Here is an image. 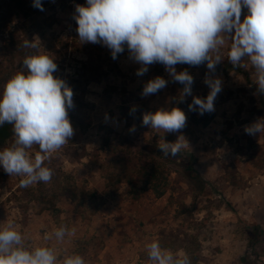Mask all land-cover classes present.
I'll use <instances>...</instances> for the list:
<instances>
[{
	"label": "rangeland",
	"instance_id": "1",
	"mask_svg": "<svg viewBox=\"0 0 264 264\" xmlns=\"http://www.w3.org/2000/svg\"><path fill=\"white\" fill-rule=\"evenodd\" d=\"M43 3L41 14L29 19L10 4L2 6L0 92L31 51L22 49V54L15 53V63L11 64V48L6 46L10 38L21 45L25 38L32 41L38 37L41 50L58 65L54 75L64 79L74 93V106L68 110L74 135L53 154L51 161L56 159L78 188L95 192L97 197L90 200L85 195L86 200L79 202L62 196L57 204L60 213L53 216L42 204L27 199V188L19 187L22 177L9 176L0 167V223L13 221L33 245L44 243V235L60 225L74 228L75 236L63 243H48L61 253H79L86 264H147L145 245L153 239L175 253L186 252L196 237L200 243L197 264H264V238H257L253 244L249 234L250 227L264 229V132L250 136L244 131L246 125L264 118V95L257 92L251 65L245 60L234 68L226 58V42L224 59L212 74L222 80V91L214 101V120L202 128L186 112L187 123L180 132L163 134L132 124L131 110L141 106L154 110L171 108L181 95L182 84L174 82L159 63L137 76L140 65L129 58L126 47L113 60L106 46L82 43L73 14L75 5H83L86 0ZM246 14L247 9H242L241 20ZM40 29L45 31L43 36ZM176 69H187L194 77L192 95L185 100L192 101L194 96L206 98L210 91L204 83L206 63L178 64ZM156 76L167 80V86L156 94L142 96L144 84ZM195 115L200 117L198 112ZM77 119L93 126L82 132ZM99 125L110 127L114 139L129 133L141 147L159 145L163 140L174 142L183 135L190 147L181 155H194L196 169L210 185L196 195L188 181L174 173L171 190L161 199L146 194L132 200L126 196L125 186L110 198L105 192L102 168L108 161L102 150L105 135L99 132ZM133 125L135 131H130ZM13 139L12 135L0 149L9 146ZM37 150L34 146L29 151ZM51 189L48 183L46 190Z\"/></svg>",
	"mask_w": 264,
	"mask_h": 264
},
{
	"label": "clouds",
	"instance_id": "2",
	"mask_svg": "<svg viewBox=\"0 0 264 264\" xmlns=\"http://www.w3.org/2000/svg\"><path fill=\"white\" fill-rule=\"evenodd\" d=\"M33 7L44 10L41 0H33ZM244 8L247 14L241 20ZM73 19L79 40L106 46L113 60L126 47L129 58L140 65L137 76H143L150 65L162 64L172 80L183 85L181 101L192 95L194 77L187 69L178 72L176 65L206 63L204 83L210 91L206 98L194 96L189 111L204 115L215 110L222 80L212 74L224 59L226 42L227 61L235 68L246 60L254 70L257 92L264 95V0H86L75 5ZM21 47L31 51L0 92V127L11 125L14 137L9 146L0 149V167L9 176L22 177L19 187L28 188L52 181L54 170L48 164L74 135L68 115L74 93L64 79L54 75L58 65L41 50L38 37L25 38ZM167 83L156 76L144 84L141 95L156 94ZM262 121L264 118H258L246 125L245 133L264 132ZM186 123L187 116L179 107H162L142 115V126L163 134L180 132ZM130 131H135L134 125ZM34 146L38 150L30 153ZM189 147L183 135L158 145L164 156L172 158ZM75 231L60 225L44 235V243L33 245L13 221L0 223V264H86L79 253H61L48 243H63ZM145 247L147 264H191L186 252L174 253L156 239Z\"/></svg>",
	"mask_w": 264,
	"mask_h": 264
},
{
	"label": "trees",
	"instance_id": "3",
	"mask_svg": "<svg viewBox=\"0 0 264 264\" xmlns=\"http://www.w3.org/2000/svg\"><path fill=\"white\" fill-rule=\"evenodd\" d=\"M30 3L31 5H29ZM30 3L26 0H0V12L4 4H10L26 19L31 18L35 14H41L42 11L40 9L33 7V1H30ZM41 3L44 9L43 0H41ZM37 26H40V24ZM39 32L43 36L45 31L40 29ZM6 46L11 48L9 52H12V55L9 60L11 64H14L15 53H21L20 50L24 48L17 44L13 37L10 38ZM94 72L95 74L97 73V71ZM180 88L182 90L183 85H180ZM191 102L185 99L181 101L180 97H178L171 107H179L185 113L189 112L190 119L195 120L197 124H201L202 128H206L214 120L215 114L206 112L204 115L197 117L195 112L189 111L188 105ZM149 111L155 112L156 110L141 106L139 110L132 112L130 114L133 117L132 124L141 126L143 113ZM77 123L82 132L93 126L92 123L84 124L79 119H77ZM98 129L101 134L105 135V144L102 150L107 153L108 161L102 168L104 170L105 192L110 198H113L122 186H126V196L132 200H138L147 193L152 194L156 199H161L170 192L172 187L171 177L174 173L185 178L196 195L204 192L206 186L210 185L196 169V158L193 154L181 155L180 153L175 158L167 157L163 155L156 144L141 147L129 133L117 135L116 139H114L112 138L114 131L110 127L99 125ZM12 135L11 125L6 123L0 127V145L4 144ZM55 160L53 159L48 164L54 170L52 181L49 183L52 189L47 191V184L41 182L37 186L29 187L26 190L28 200L42 204L53 216H57L60 213L57 204L62 196L67 195L71 200L79 202L80 200H82L81 202L86 200L84 198L85 195L90 200H94L97 197L95 192L78 188L73 181V177L64 173L61 165ZM94 211H97V209ZM249 234L253 244H255L257 238H264V229L253 226L249 228ZM191 245L186 249V253L191 259V264H197L200 249L197 237Z\"/></svg>",
	"mask_w": 264,
	"mask_h": 264
},
{
	"label": "crops",
	"instance_id": "4",
	"mask_svg": "<svg viewBox=\"0 0 264 264\" xmlns=\"http://www.w3.org/2000/svg\"><path fill=\"white\" fill-rule=\"evenodd\" d=\"M122 187H123V186H122ZM122 187H121V188H122ZM125 187H126V186H125ZM147 194H150V193H147ZM151 195H152V194H151ZM152 196H153V195H152ZM153 197H154V196H153Z\"/></svg>",
	"mask_w": 264,
	"mask_h": 264
}]
</instances>
